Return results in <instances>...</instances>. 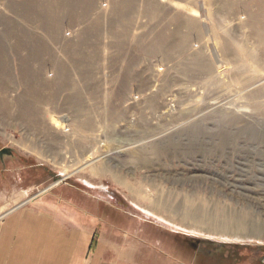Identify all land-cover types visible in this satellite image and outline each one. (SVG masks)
<instances>
[{"label":"rangeland","instance_id":"rangeland-1","mask_svg":"<svg viewBox=\"0 0 264 264\" xmlns=\"http://www.w3.org/2000/svg\"><path fill=\"white\" fill-rule=\"evenodd\" d=\"M260 26L264 0H0V227L30 203L151 264H264Z\"/></svg>","mask_w":264,"mask_h":264},{"label":"crops","instance_id":"crops-1","mask_svg":"<svg viewBox=\"0 0 264 264\" xmlns=\"http://www.w3.org/2000/svg\"><path fill=\"white\" fill-rule=\"evenodd\" d=\"M38 76L39 74L35 73V77ZM82 199L85 201L83 213L90 209L88 204L89 206L97 204L99 207L107 205V197L101 194L94 196L85 192ZM29 204H22L23 207L19 209L17 207L4 218L0 227V264H151L153 262L144 256L142 261L137 252L127 251L123 244L112 245L100 239L96 240L93 226L89 227L83 220H81L82 225L67 227L46 210ZM91 217L96 219V216ZM51 220L55 226L52 225ZM163 258L165 264H178L173 263L169 257L163 256Z\"/></svg>","mask_w":264,"mask_h":264},{"label":"water","instance_id":"water-1","mask_svg":"<svg viewBox=\"0 0 264 264\" xmlns=\"http://www.w3.org/2000/svg\"><path fill=\"white\" fill-rule=\"evenodd\" d=\"M13 155L12 150L9 148H2L0 150V160L3 159V157L7 156V157H11Z\"/></svg>","mask_w":264,"mask_h":264},{"label":"bare ground","instance_id":"bare-ground-1","mask_svg":"<svg viewBox=\"0 0 264 264\" xmlns=\"http://www.w3.org/2000/svg\"><path fill=\"white\" fill-rule=\"evenodd\" d=\"M263 27H264V26H260V31H261V35L259 34V35H260V37H261V36H264V29H263ZM258 30H259V28H258ZM258 30H257V32H256V33H257V35H258ZM30 95L32 96V91L30 92ZM33 95H34V93H33ZM3 97H4V96H3ZM33 97H34V96H33ZM4 99H6V98H4ZM4 99H2V100H3V102H5V100H4ZM37 99H39V98H37ZM33 101H35V100H33ZM25 117H26V116H25Z\"/></svg>","mask_w":264,"mask_h":264}]
</instances>
